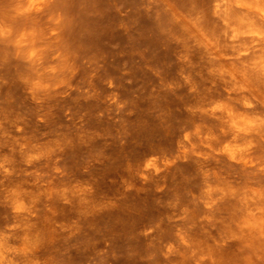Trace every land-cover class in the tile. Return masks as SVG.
Returning a JSON list of instances; mask_svg holds the SVG:
<instances>
[{
  "label": "clouds",
  "instance_id": "9594fccd",
  "mask_svg": "<svg viewBox=\"0 0 264 264\" xmlns=\"http://www.w3.org/2000/svg\"><path fill=\"white\" fill-rule=\"evenodd\" d=\"M0 264H264V0H0Z\"/></svg>",
  "mask_w": 264,
  "mask_h": 264
}]
</instances>
